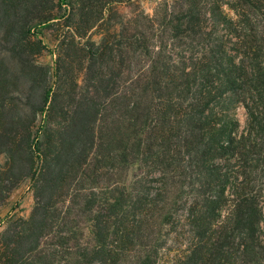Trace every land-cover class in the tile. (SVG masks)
<instances>
[{"label":"trees","instance_id":"obj_1","mask_svg":"<svg viewBox=\"0 0 264 264\" xmlns=\"http://www.w3.org/2000/svg\"><path fill=\"white\" fill-rule=\"evenodd\" d=\"M149 1L0 0V264H264V0Z\"/></svg>","mask_w":264,"mask_h":264},{"label":"rangeland","instance_id":"obj_2","mask_svg":"<svg viewBox=\"0 0 264 264\" xmlns=\"http://www.w3.org/2000/svg\"><path fill=\"white\" fill-rule=\"evenodd\" d=\"M142 4L144 7L150 11L152 7V2L149 0H142ZM118 9L121 13L127 14L130 10L128 6L119 5ZM35 23H32L31 26H34ZM40 32V37L43 40L44 44L52 49L55 45V35L56 31L54 26H40L37 29ZM2 32L0 31V38ZM3 47L0 46V53L3 51ZM38 61L43 64H47L52 66L53 56L49 51H45L42 56L38 58ZM26 88V87H25ZM21 92L24 91V87H20ZM237 118L241 125L244 124L245 121V111L242 107H239L236 111ZM6 159L5 154L0 155V162H4ZM136 172V166L131 165L128 169V180H130L133 174ZM34 198L33 192L31 189V184L29 179L23 181L18 187H16L10 194V197L6 204L0 208V231L4 228L6 223V218L9 215H17L20 217H27L33 207Z\"/></svg>","mask_w":264,"mask_h":264}]
</instances>
